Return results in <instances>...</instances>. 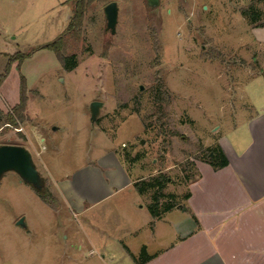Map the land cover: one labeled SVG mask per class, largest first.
<instances>
[{"label": "rangeland", "instance_id": "rangeland-1", "mask_svg": "<svg viewBox=\"0 0 264 264\" xmlns=\"http://www.w3.org/2000/svg\"><path fill=\"white\" fill-rule=\"evenodd\" d=\"M87 1L81 28L64 41L63 55L76 62L69 71L43 46L63 36L75 1L0 0V75L11 57L28 55L19 67L12 63L0 89V145L27 148L45 180L42 191L58 202L48 206L13 171L1 177L0 264H105L101 256L116 252L113 243L128 230L125 212L146 209L150 195L128 188L74 213L59 180L75 182L116 150L127 179L162 173L165 193L182 204L199 163H209L208 149L224 135L246 146L248 121L264 109V27L242 12L253 4L264 22V0ZM110 2L118 5L114 34L105 15ZM21 75L27 102L14 112L17 128L6 122L20 101ZM94 101L103 105L93 122ZM110 184L119 190L121 183ZM22 218L27 228L17 225Z\"/></svg>", "mask_w": 264, "mask_h": 264}, {"label": "crops", "instance_id": "crops-1", "mask_svg": "<svg viewBox=\"0 0 264 264\" xmlns=\"http://www.w3.org/2000/svg\"><path fill=\"white\" fill-rule=\"evenodd\" d=\"M247 125L250 142L246 146L240 138L231 141L224 135L218 139L229 164L215 168L199 163V177L189 186V197L181 207L164 213L153 226L148 207L145 213L143 206L130 208L131 214L125 212L128 230L113 243L118 246L116 252L110 249L101 256L103 262L136 264L130 253L138 256L145 247L152 256L146 264H264V109L251 116ZM119 157L116 150H109L89 163L75 182L70 176L59 180L68 209L82 213L116 192L133 188L137 179H127ZM101 168L106 170L105 178ZM111 179L121 183L115 186L119 190L114 186L109 190ZM99 185L106 193L94 191ZM88 186L89 192L81 190ZM84 202L91 205L85 207Z\"/></svg>", "mask_w": 264, "mask_h": 264}, {"label": "trees", "instance_id": "trees-1", "mask_svg": "<svg viewBox=\"0 0 264 264\" xmlns=\"http://www.w3.org/2000/svg\"><path fill=\"white\" fill-rule=\"evenodd\" d=\"M75 1V7H74V13L71 16L69 27L65 30L63 36H61L58 40H56L53 43H49L43 48L52 50L56 53L58 59L63 64L64 69L72 71L76 68V62L74 60V56H64L63 46L65 38L70 34L72 30L75 28L79 29L81 28V24L83 21V17L86 11L87 7V0H74ZM244 16L248 19V21L255 27V28H262L264 27V22L262 21V11L258 10L253 4L249 7H245L242 10ZM28 55H20L21 58H17L15 56L11 57L9 59V63L4 71L0 75V86L3 84V82L6 80L7 76L10 73V67L13 62L16 60H19L18 66L22 63V61L27 57ZM262 75L264 77V71L262 72ZM21 83H20V101L19 104L16 105L13 108V111L9 116L7 117L6 124L8 125H14L17 127V120L14 118V112L18 113L19 110H23L26 107L27 102V86H26V79L23 75H21ZM18 128V127H17ZM213 153L214 156H210V154ZM126 156L129 157L130 155L126 153ZM208 156H209V163L215 167V168H223L229 164L228 158L225 155L222 148L218 145H216L214 148L208 149ZM131 161H135V158H131ZM167 184V179L164 174L160 173L158 175L149 176L144 179H137L133 187L141 194V195H150V203L148 204L149 212L153 218V221L151 223V226L154 225V220L159 219L162 217V215L181 203L177 201L178 197L177 195L173 193H165V187ZM39 197L45 202L48 206L55 209L58 207V202H56V198L50 193L49 190H37ZM189 197V193H187L184 196V200H186ZM167 201H166V200ZM127 249V248H126ZM127 251L130 253V251L127 249ZM133 260L136 264H146L149 260H151L152 256L147 253V250L145 247L142 248L141 253L138 256H135L130 253Z\"/></svg>", "mask_w": 264, "mask_h": 264}, {"label": "water", "instance_id": "water-1", "mask_svg": "<svg viewBox=\"0 0 264 264\" xmlns=\"http://www.w3.org/2000/svg\"><path fill=\"white\" fill-rule=\"evenodd\" d=\"M149 4L151 7H157L160 4V0H149ZM105 15L107 27L114 34L118 22V5L115 2L107 4L105 7ZM102 105L103 103L100 101L92 102L91 120L93 122L96 121ZM142 143L144 142L142 141ZM211 156L213 157L214 154L211 153ZM8 171L17 173L21 181L33 185L37 190H42L45 185V180L40 175L31 152L23 146L14 144L0 145V179ZM178 207H181V205H178ZM17 225L22 228H27L23 218L17 222Z\"/></svg>", "mask_w": 264, "mask_h": 264}, {"label": "flooded vegetation", "instance_id": "flooded-vegetation-1", "mask_svg": "<svg viewBox=\"0 0 264 264\" xmlns=\"http://www.w3.org/2000/svg\"><path fill=\"white\" fill-rule=\"evenodd\" d=\"M210 156H211V154H210Z\"/></svg>", "mask_w": 264, "mask_h": 264}]
</instances>
